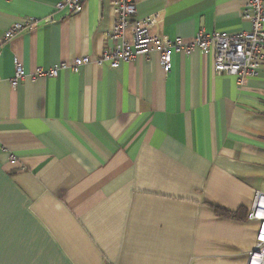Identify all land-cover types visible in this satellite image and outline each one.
Returning <instances> with one entry per match:
<instances>
[{"label":"crops","instance_id":"1","mask_svg":"<svg viewBox=\"0 0 264 264\" xmlns=\"http://www.w3.org/2000/svg\"><path fill=\"white\" fill-rule=\"evenodd\" d=\"M0 0V264H248L264 189V57L240 85L214 51L172 50L33 79L107 44L110 0ZM247 0H135L154 33L249 30ZM5 40L14 21L46 18ZM130 37V34L128 35ZM19 57L27 76L10 79ZM215 206L240 211L219 215Z\"/></svg>","mask_w":264,"mask_h":264},{"label":"built area","instance_id":"2","mask_svg":"<svg viewBox=\"0 0 264 264\" xmlns=\"http://www.w3.org/2000/svg\"><path fill=\"white\" fill-rule=\"evenodd\" d=\"M114 12V23L106 31L107 44L99 57L93 59L89 55L75 57L73 61L61 60L49 67L39 66L31 74L33 79L39 77H56L60 70L79 71L84 64L96 62L101 65L109 63L118 67L122 62L134 61L140 55H150L157 51L160 64L165 72L172 67V50L192 53L199 48L203 55L214 51V70L216 73L234 75L238 84L245 85L247 79L256 76L264 57V0H247L242 11L244 19L250 21L251 28L238 32L213 31L207 33L199 30L191 39L154 33V26L160 21L159 12L148 16L136 17L135 0H110ZM83 0H60L56 4L57 11L76 14L81 11ZM55 18V13L42 19L24 16L13 22L5 32L4 39H10L25 29L38 27L42 20L48 22ZM130 34V37L128 36ZM27 72L19 57L14 58V74L10 79L16 88ZM248 218L258 223L255 244L249 255L248 264H264V189L256 192L249 209Z\"/></svg>","mask_w":264,"mask_h":264},{"label":"trees","instance_id":"3","mask_svg":"<svg viewBox=\"0 0 264 264\" xmlns=\"http://www.w3.org/2000/svg\"><path fill=\"white\" fill-rule=\"evenodd\" d=\"M215 209L219 215L232 217V218H239L240 217V211H229L222 207L215 206Z\"/></svg>","mask_w":264,"mask_h":264}]
</instances>
